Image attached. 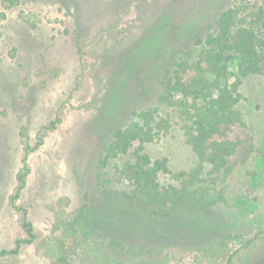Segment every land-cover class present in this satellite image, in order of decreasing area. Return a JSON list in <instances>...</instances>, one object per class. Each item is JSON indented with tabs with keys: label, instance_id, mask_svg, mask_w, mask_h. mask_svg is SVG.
<instances>
[{
	"label": "rangeland",
	"instance_id": "rangeland-1",
	"mask_svg": "<svg viewBox=\"0 0 264 264\" xmlns=\"http://www.w3.org/2000/svg\"><path fill=\"white\" fill-rule=\"evenodd\" d=\"M232 4L0 0V252L18 250L1 255L0 264H76L59 222L84 197L101 234L126 243L160 241L176 257L208 235L264 237V75L240 87L242 123L226 135L238 143L230 171L210 175L205 166L201 182L166 221H117L114 198L126 185L112 164L129 157L99 167L112 133L135 121L134 113L155 107L172 127L144 145V153L167 160L173 172L197 167L176 113L158 102L160 81L170 64L197 57L218 15ZM21 173L25 183L16 195ZM21 209L34 239L17 248L16 241L27 238ZM58 249L67 251L62 262ZM247 264H264V247Z\"/></svg>",
	"mask_w": 264,
	"mask_h": 264
},
{
	"label": "trees",
	"instance_id": "trees-1",
	"mask_svg": "<svg viewBox=\"0 0 264 264\" xmlns=\"http://www.w3.org/2000/svg\"><path fill=\"white\" fill-rule=\"evenodd\" d=\"M202 43L204 48L196 58L180 60L165 70L158 96L160 104L176 113L185 142L199 164L188 172H173L167 160L152 161L143 146L167 136L171 119L158 107L134 113L136 120L112 133L99 159L103 169L112 161L129 157L112 164L126 185L114 198L119 222L166 221L183 207L190 190L201 182L205 166L210 175L230 171L229 162L238 143L226 135L232 126L242 123L240 87L244 79L264 75V0H233L218 15L215 32ZM50 125L54 127L55 121ZM29 149L27 145L26 154ZM25 176H18L16 195L24 186ZM21 211L27 238L17 240V248L34 239L27 213ZM59 227L71 241L70 250L76 251V264H247L254 251L264 247L261 232L253 236L222 232L208 235L200 247H190L186 255L176 257L160 241L126 243L101 234L91 225V209L85 197ZM17 251H2L0 256ZM58 251L62 262L67 251Z\"/></svg>",
	"mask_w": 264,
	"mask_h": 264
}]
</instances>
